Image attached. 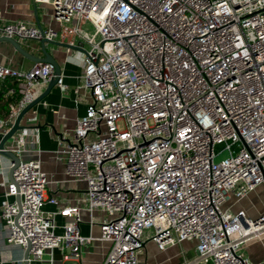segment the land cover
<instances>
[{"label": "built area", "instance_id": "2783aa9c", "mask_svg": "<svg viewBox=\"0 0 264 264\" xmlns=\"http://www.w3.org/2000/svg\"><path fill=\"white\" fill-rule=\"evenodd\" d=\"M32 1L50 4L61 28L15 20L0 23V37L73 36L88 46L78 89L90 101L54 153L86 188L69 204L47 193L39 158L20 160L2 181L7 242L29 244L28 262L54 249L78 258L100 241L110 244L101 264H138L150 240L159 251L194 241L185 264H252L241 249L264 233V213L226 204L264 185V0ZM53 77L49 62L0 64V79L17 81L7 94H20L0 133ZM35 143L37 129L23 128L5 149L20 156ZM82 211L97 236L81 234Z\"/></svg>", "mask_w": 264, "mask_h": 264}, {"label": "crops", "instance_id": "0c3cea01", "mask_svg": "<svg viewBox=\"0 0 264 264\" xmlns=\"http://www.w3.org/2000/svg\"><path fill=\"white\" fill-rule=\"evenodd\" d=\"M22 20L28 24L40 26L42 29L52 28L59 30L61 24L53 18V9L50 4H37L32 0H0V23ZM77 20H74L75 23ZM80 27L91 32L90 23L83 21ZM52 43H45V51L49 53L60 69L63 87L57 83L47 92L45 97L36 103L22 118L24 128L37 129V143L28 144L30 159L39 158L41 167L48 179L47 193L56 195L69 204H76L82 198L86 185L83 181L72 180L65 172L64 160L55 156L58 140L69 139L76 119L85 114L90 96L86 90L79 88L81 85L80 75L82 72L81 59L88 48L87 44L78 37L55 38ZM31 55L43 57L39 40L19 42ZM34 61L21 53L6 41H0V64L8 65L22 70H28ZM47 83L39 84L36 89L42 93ZM12 143V139L7 142ZM9 161L0 155V264H24V252L22 247L7 242V227L1 218L2 205L5 202L3 180H8ZM237 201L235 208L228 206ZM231 211L245 210L247 215L257 218L264 213V185L258 186L242 199L232 198L227 204ZM44 209L56 210L53 204H45ZM82 222L80 232L82 235L97 236L98 226L90 227L89 215L81 212ZM65 219L56 215L55 222L62 225ZM62 229L56 228L60 233ZM191 249V253L184 257L181 245ZM178 245L179 248L177 247ZM110 244L108 242L93 241L85 245L78 258L69 257L64 259L61 252L47 251L41 261H29L28 264H101L104 260ZM149 251V256H148ZM242 254L252 264H264V233L243 244ZM195 255V242L184 241L180 244L159 251L153 241H145L144 250L139 257L138 264H185ZM150 259V260H148Z\"/></svg>", "mask_w": 264, "mask_h": 264}, {"label": "water", "instance_id": "95a60500", "mask_svg": "<svg viewBox=\"0 0 264 264\" xmlns=\"http://www.w3.org/2000/svg\"><path fill=\"white\" fill-rule=\"evenodd\" d=\"M38 28L41 30L42 28L40 26H38ZM0 41H6L11 43L14 48L21 53L22 55L32 59L34 62H49L52 63L54 66V77L49 80L45 90L40 93L37 97H35L30 103H28L25 107H23L19 113L17 114V116L15 117V119L13 120L12 124L10 125V127L8 128V130L5 133H0V155L5 158L6 160L10 161L13 163L12 166L9 167V171H8V179L11 181L12 180V173L14 168L18 165V163L20 162V160H25L24 157L26 156L28 151H23L20 156H17L16 154H14L13 152L5 149V145L7 144V142L9 140L12 139L13 135L15 134L16 131L21 130L24 128V126L21 124V120L24 117V115L39 101H41L45 95L47 94V92L56 84L57 78L60 75V69L58 64L56 63V61L54 60V58L45 51V43H52L51 41H48L44 38H41L39 40L40 42V46H41V50L43 52V57H37V56H33L31 54H29L22 46L21 44L14 38H10V37H0ZM16 201L17 204L19 205V197L16 196ZM29 249H30V245L28 244L25 252H24V264H28L27 258L29 256Z\"/></svg>", "mask_w": 264, "mask_h": 264}, {"label": "trees", "instance_id": "16d2710c", "mask_svg": "<svg viewBox=\"0 0 264 264\" xmlns=\"http://www.w3.org/2000/svg\"><path fill=\"white\" fill-rule=\"evenodd\" d=\"M14 79L5 78L0 79V119H5L10 112V105H14L19 100L20 94L16 91L15 93L8 95L9 88H16Z\"/></svg>", "mask_w": 264, "mask_h": 264}, {"label": "rangeland", "instance_id": "374dc122", "mask_svg": "<svg viewBox=\"0 0 264 264\" xmlns=\"http://www.w3.org/2000/svg\"><path fill=\"white\" fill-rule=\"evenodd\" d=\"M218 148H220V146ZM30 154H28V152H27V154L24 157V159L25 160H29L30 159V156H29ZM236 205H237V201H234V202L232 201L231 204H229L228 206H231V208L233 209V208H235ZM179 246L180 245H178L177 247L179 248ZM180 249H182V252L184 254V257L188 256L191 253V249H188L184 244L180 246ZM54 251L57 252V249H54ZM148 256H149V251H148ZM148 260H150V259H148ZM145 264H148V263L145 262Z\"/></svg>", "mask_w": 264, "mask_h": 264}]
</instances>
